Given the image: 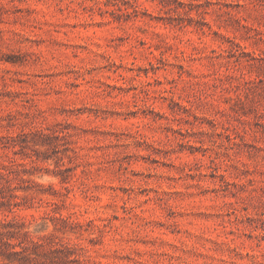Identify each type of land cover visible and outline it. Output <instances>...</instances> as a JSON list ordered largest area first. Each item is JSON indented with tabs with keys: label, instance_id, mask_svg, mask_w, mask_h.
Returning a JSON list of instances; mask_svg holds the SVG:
<instances>
[{
	"label": "rangeland",
	"instance_id": "obj_1",
	"mask_svg": "<svg viewBox=\"0 0 264 264\" xmlns=\"http://www.w3.org/2000/svg\"><path fill=\"white\" fill-rule=\"evenodd\" d=\"M0 264H264V0H0Z\"/></svg>",
	"mask_w": 264,
	"mask_h": 264
}]
</instances>
